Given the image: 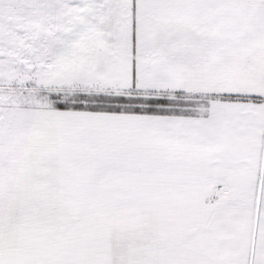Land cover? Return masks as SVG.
I'll use <instances>...</instances> for the list:
<instances>
[{"label":"snow or ice","instance_id":"1","mask_svg":"<svg viewBox=\"0 0 264 264\" xmlns=\"http://www.w3.org/2000/svg\"><path fill=\"white\" fill-rule=\"evenodd\" d=\"M0 264H264V0H0Z\"/></svg>","mask_w":264,"mask_h":264}]
</instances>
